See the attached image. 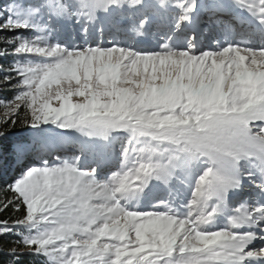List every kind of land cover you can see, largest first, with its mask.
Listing matches in <instances>:
<instances>
[{"label":"snow or ice","instance_id":"6c2138e0","mask_svg":"<svg viewBox=\"0 0 264 264\" xmlns=\"http://www.w3.org/2000/svg\"><path fill=\"white\" fill-rule=\"evenodd\" d=\"M0 60L6 264H264V0H7Z\"/></svg>","mask_w":264,"mask_h":264},{"label":"trees","instance_id":"16d2710c","mask_svg":"<svg viewBox=\"0 0 264 264\" xmlns=\"http://www.w3.org/2000/svg\"><path fill=\"white\" fill-rule=\"evenodd\" d=\"M7 2V0H0V4H3ZM7 60H0V64H7ZM3 73L0 72V76H2ZM12 96V92L6 91V90H0V101L10 99ZM3 111V108L0 107V115L1 112ZM30 130L17 126L16 128L12 129L11 135L8 137L9 140H16L18 138L24 139L25 142L28 144H31L32 139L30 135ZM36 153L34 152H29L26 154L24 157L23 162L29 164L30 161H33L36 159L35 156ZM22 170V165L21 163H17L13 160H9L7 163L4 161H0V202H2L5 198L6 195L10 196L11 194L7 192V185L13 182L15 178H18L19 175L21 174ZM3 217H8L12 215L11 210H7L3 212L2 214ZM16 239L15 237H4L0 238V243L6 242L8 240H14ZM0 264H6V257L2 253H0ZM21 264H43V258H33L31 256H27L25 258H22Z\"/></svg>","mask_w":264,"mask_h":264},{"label":"rangeland","instance_id":"374dc122","mask_svg":"<svg viewBox=\"0 0 264 264\" xmlns=\"http://www.w3.org/2000/svg\"><path fill=\"white\" fill-rule=\"evenodd\" d=\"M70 28H71V26H69V29L66 30V32H65V35H66V36L70 34ZM78 29H79V27H76V32H77V31L80 32V30H78ZM76 34H77V36L81 35V33H76ZM77 40H78L77 42L79 43V42H80L79 39H77ZM107 40H108V35H107V31H106V32H105V38H104V41L107 42ZM206 41H207V40H205V44H207ZM1 115H3V111L1 112ZM74 152H77V149L73 147V144H72V143L67 144V145L63 148V150H62V154H67V155H71V154H73ZM35 156H36V159L33 160V161H30V162H29V165H31V164L34 163V162H38L39 157H38L36 154H35ZM46 158H48V157H46ZM49 159H50V161H51L52 158H49ZM248 190H249V189H246V191H248Z\"/></svg>","mask_w":264,"mask_h":264},{"label":"bare ground","instance_id":"6f19581e","mask_svg":"<svg viewBox=\"0 0 264 264\" xmlns=\"http://www.w3.org/2000/svg\"><path fill=\"white\" fill-rule=\"evenodd\" d=\"M201 27H202V29H204L205 28V26L204 25H201ZM207 42V41H206Z\"/></svg>","mask_w":264,"mask_h":264}]
</instances>
